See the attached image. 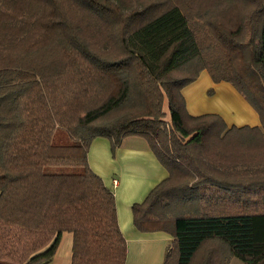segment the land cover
<instances>
[{"label":"trees","instance_id":"16d2710c","mask_svg":"<svg viewBox=\"0 0 264 264\" xmlns=\"http://www.w3.org/2000/svg\"><path fill=\"white\" fill-rule=\"evenodd\" d=\"M201 70L260 125L190 114ZM129 135L168 172L131 207L139 231L171 234L161 264H264V0H0V264L48 263L64 231L70 264H124L87 152Z\"/></svg>","mask_w":264,"mask_h":264},{"label":"crops","instance_id":"0c3cea01","mask_svg":"<svg viewBox=\"0 0 264 264\" xmlns=\"http://www.w3.org/2000/svg\"><path fill=\"white\" fill-rule=\"evenodd\" d=\"M181 92L186 109L192 115L212 112L219 114L228 126L260 125L257 112L247 100L230 83L213 82L206 70H201ZM87 160L113 192L117 224L126 242L124 264H161L171 234L162 230L139 231L132 219V204L141 202L168 176L146 139L126 136L113 154L109 140L96 137L89 146ZM71 244L72 233L62 232L54 255L46 264H70Z\"/></svg>","mask_w":264,"mask_h":264},{"label":"rangeland","instance_id":"374dc122","mask_svg":"<svg viewBox=\"0 0 264 264\" xmlns=\"http://www.w3.org/2000/svg\"><path fill=\"white\" fill-rule=\"evenodd\" d=\"M165 111H166V115L164 116V119L167 122H170L169 114H168L167 110H165ZM59 134H63V135L60 137ZM68 139H69V137H68L67 133L64 130H61V129L55 131V133L52 136V141L53 142H57V143L67 142ZM46 171H48V172H58V173H70V172L79 171V169L76 168V167L57 166V167H47ZM228 264H241V260L239 258L232 257Z\"/></svg>","mask_w":264,"mask_h":264},{"label":"built area","instance_id":"2783aa9c","mask_svg":"<svg viewBox=\"0 0 264 264\" xmlns=\"http://www.w3.org/2000/svg\"><path fill=\"white\" fill-rule=\"evenodd\" d=\"M113 182L115 183V182H116V180L114 179V180H113Z\"/></svg>","mask_w":264,"mask_h":264}]
</instances>
